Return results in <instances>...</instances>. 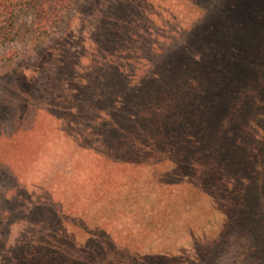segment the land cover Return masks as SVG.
I'll return each mask as SVG.
<instances>
[{
	"label": "rangeland",
	"instance_id": "1",
	"mask_svg": "<svg viewBox=\"0 0 264 264\" xmlns=\"http://www.w3.org/2000/svg\"><path fill=\"white\" fill-rule=\"evenodd\" d=\"M122 1L129 20L139 19L141 22V25L136 22L130 31L134 34L131 39L124 36L121 42L118 24L109 26V22L102 25L97 22L101 12L118 9L115 0H72L70 9L60 14V21L51 29L34 22L35 10H30L23 18L25 27L20 35L8 46L0 48V264H143L141 259L139 263V258L146 248L157 251L159 256L173 258V262L161 260L157 264H264V229L257 228L256 222L250 227L244 224L246 227L240 229L233 222L225 230L227 236L220 239L223 226L221 222H214V217H209L211 221L205 226L208 234L200 229L195 234L188 232L182 238L180 230L157 233L161 230L159 225L165 227L163 222H142L147 217L144 212H135L133 222H123L124 218L120 216L117 219L122 223L120 230L98 226L97 222H80L71 216L89 194L97 175L90 173L89 168L88 177H85L83 170L66 165L63 149L58 152L49 148L48 139L55 133L52 138L58 144L61 138L56 136L69 127V120L77 117L81 118V125L76 128L79 135L69 153L71 161L75 162L72 155L79 153V145L83 143L103 151L108 144L109 153L152 164L150 168L166 183H189L202 175V170L189 165L188 157L162 156L143 150L139 145L133 148L131 144L128 149L120 150L116 139L119 134H107L98 139L99 134L111 128L109 120L113 110L109 101L114 96L109 99L105 94L104 111L99 113L102 120L95 117L93 121L96 113L91 105L98 88L94 82L115 79V70L110 68H118L120 73L117 74L128 76L131 83L116 91L115 97L132 100L137 91L133 89L135 84L144 77L155 76L164 66L190 61L194 52L200 51L196 33L213 0H143L149 5V11L144 15L138 14L126 2L135 0ZM215 8L220 11L222 7L216 4ZM120 14L117 11V15ZM137 27L149 31L138 34ZM225 30L223 27L222 31ZM100 46L107 50L117 47L120 51L114 56H102L97 53ZM247 60L254 62L251 56L243 58V62L247 63ZM106 65H110L109 68ZM177 73L180 75V70ZM173 77L179 81L178 75ZM79 90L84 96L83 112H80L79 101L74 100L72 105L66 103L71 102L68 96L73 94L75 98ZM165 95L166 100L185 101L179 94L180 99H175L174 94ZM135 103H132L130 112H137ZM257 121V128L250 132L256 140L253 143L257 152H250L253 147L247 150L246 145L239 143L240 147H233L234 159L239 158L244 163L255 154L253 164L256 165L257 160L264 161V150L259 151L264 145V108ZM240 122L241 119L233 126V133L243 140L246 133ZM123 126L133 132L140 125L131 126L127 120ZM57 129L63 131L57 132ZM139 134L144 136L142 132ZM247 139L251 143V138ZM127 142L125 140L126 146ZM92 161L99 163L96 158ZM65 178L69 181L63 187L64 182L59 183ZM61 190L66 191L64 195L60 194ZM110 193L115 194L113 189ZM219 196L224 198L225 195ZM186 207L193 213L196 205L190 203ZM170 212L168 208L164 215L168 217ZM243 213L236 217L241 214L245 217ZM141 227H151L154 232L148 230L141 234ZM63 230L67 233L65 238L62 237ZM90 230L94 231L93 236L88 233ZM103 235L110 238H101ZM167 236L172 239L167 240ZM156 237L163 242L147 245ZM212 242L215 245L208 246ZM113 243L118 249H114Z\"/></svg>",
	"mask_w": 264,
	"mask_h": 264
},
{
	"label": "trees",
	"instance_id": "2",
	"mask_svg": "<svg viewBox=\"0 0 264 264\" xmlns=\"http://www.w3.org/2000/svg\"><path fill=\"white\" fill-rule=\"evenodd\" d=\"M71 1L0 0V48L8 46L20 35L25 27L23 18H26L30 10H35L34 22L38 21L43 28L51 29L55 28L53 24L60 21V14L70 9ZM115 2L118 9L101 12L102 16L97 22L99 25L109 22V26L118 24V36L123 42L124 36L126 39L134 37L130 31L136 22L138 25L141 22L139 19L129 20L128 11L123 10L124 1ZM126 2L138 14L144 15L149 11V5L143 0ZM216 4L222 7L220 11L215 8ZM117 11L121 14L117 15ZM206 11L208 14L200 22L196 33L200 51L194 52L190 61L164 66L163 73L159 71L155 76L144 77L143 81L135 84L133 89L137 91L132 100L115 97L116 91L131 83L128 76L117 74L120 73L118 68H110L115 70V79L94 82L98 84V88L92 96L94 103L91 105L96 113L93 121L95 117L102 120L99 113L104 111V96L106 93L109 99L114 96L109 101L113 110L109 120L111 128L104 131V134H99L98 139L105 138L107 134H119L116 139L120 150L128 149L131 144L133 148L139 145L143 150L162 156L188 157L189 165L202 170V175L194 177L189 183H166L161 181L160 174L150 168L152 164L134 162L130 158L124 159L109 153L108 144L103 151L83 143L79 145V153L72 155L75 162L71 161L69 153L77 141L79 133L76 128L80 127L81 118L69 120V127L65 131L56 130L63 131L60 136H56L61 138L59 143L56 144L52 138L55 133L49 137L48 142L51 143L49 148L53 147L54 151L63 149L66 165L72 166L74 170H83L85 177H88L89 168L90 173L97 175L93 178L89 194L78 204L76 214H71L80 222H97L98 226H111L113 230H120L122 223L117 222L120 216L124 218L123 222H133L135 212H144L147 217L142 222H163L165 227L159 225L161 230L155 232L180 230L182 238L188 232L195 234L200 229L208 234L205 226L211 221L209 217H214V222H221L223 237L220 239L227 236L225 230L233 222H236L234 226L237 229L245 228L244 224L250 227L252 222H256V227L260 230L264 229V161L257 160L256 165L253 164L255 154L244 163L233 157V147L243 144L247 150L253 147L250 152H257V146L253 143L256 140L250 136V132L257 128V117H260L264 108V0H240L239 3L213 0ZM223 27L227 30L222 31ZM136 31L140 34L149 30L137 27ZM119 51L117 47L107 50L100 46L97 53L114 56ZM247 56H251L254 62H243V58ZM106 66L109 68L110 65ZM254 68L257 70L253 71ZM179 70L180 75L177 73ZM174 75L179 76L178 82ZM164 93L176 95L175 99H180L179 94L185 101L176 103L172 98L166 100ZM83 97L80 90L76 91L75 98L73 94L69 95L71 102L66 103L72 105L74 100L79 101L80 112H83ZM133 102H136L134 108L138 109L137 112L129 110ZM240 119L243 132L246 133V139L244 136L243 140L233 133V126ZM127 120L131 126H140L133 132H128L123 126V122ZM140 132L144 136H140ZM248 137L251 138V143L248 142ZM125 140L128 141L127 146ZM263 150L264 145L260 148V153ZM94 158L98 159V164L92 161ZM68 181L69 178L60 179L59 184L64 182L61 187H65ZM112 189L116 195L110 193ZM65 192L61 190L60 194L64 195ZM219 194L225 195L224 198ZM190 203L196 205L193 213L186 209ZM168 208L171 212L166 217L164 213ZM61 211L63 213V208ZM238 211L244 212L245 217H241V214L238 219ZM141 228V234L148 230L154 232L151 227ZM92 231L88 233L93 236ZM62 232V237H67L66 231ZM105 237L110 238L107 235L101 238ZM166 239L172 238L167 236ZM150 241L147 245L163 242L159 237ZM100 245L105 246L102 241ZM213 245L214 242L208 244ZM113 246L118 249L114 243ZM156 252L146 248L141 252L139 263L140 259L143 264H157L161 260L173 262V258L159 256Z\"/></svg>",
	"mask_w": 264,
	"mask_h": 264
}]
</instances>
